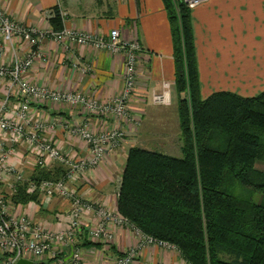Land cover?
<instances>
[{"label": "crops", "instance_id": "crops-1", "mask_svg": "<svg viewBox=\"0 0 264 264\" xmlns=\"http://www.w3.org/2000/svg\"><path fill=\"white\" fill-rule=\"evenodd\" d=\"M59 6L64 14L65 28L106 36L112 29H120L128 39H138L143 52L138 59V80L130 97L131 118L127 122V144L124 153H109L100 167L88 173L77 183L79 192L87 199L104 203L118 211V196L129 148L143 147L156 142L164 145L169 139L168 124L174 125L181 150L180 100L175 85L176 65L174 42L169 16L163 0H0V7L14 20L27 27L50 30L51 8ZM191 8L201 95L204 99L216 92L228 91L244 97L257 96L264 91V0H206ZM45 59H36L25 77L45 88L66 92H83L87 96L106 102L119 95L124 86L123 52L96 50L68 41L59 43L52 38L42 42ZM29 45L19 42L7 45L6 63L14 57L24 58ZM91 63L93 71L84 73L77 66ZM165 81L173 85L171 103L157 104L153 92H162ZM0 88V97L3 96ZM31 114L35 119L50 123L53 120L78 121L83 114L66 103L33 102ZM94 128L107 129L119 124L114 118L89 116ZM155 124L145 132L144 124ZM131 124H142L141 127ZM171 125V126H172ZM67 153L82 158L89 154L87 143L69 133L61 125L49 135ZM167 143V142H166ZM148 149L149 147H143ZM152 150V149H151ZM17 162L23 165L27 179L39 177V168L30 162L33 156L25 146L19 148ZM167 154V153H166ZM182 156V151H180ZM170 155V154H169ZM179 156V158H180ZM178 157V156H177ZM30 161V162H29ZM58 163L48 166L49 171ZM47 171V173L49 172ZM49 175V173H48ZM5 191L8 187L4 186ZM24 210L36 223L55 231L67 227L65 214L68 201L54 198L23 204ZM111 245L91 242L88 231L82 229L75 247L65 249L64 256L71 259L73 249H79L84 261L111 264L119 255L137 246L142 235L131 225L118 228ZM0 250V262L6 258ZM175 247L148 244L139 250L134 264H189ZM35 264H53L56 260L47 253Z\"/></svg>", "mask_w": 264, "mask_h": 264}, {"label": "trees", "instance_id": "trees-1", "mask_svg": "<svg viewBox=\"0 0 264 264\" xmlns=\"http://www.w3.org/2000/svg\"><path fill=\"white\" fill-rule=\"evenodd\" d=\"M163 3L174 42L182 156L129 148L118 211L189 264H264V169L256 167L264 163V91L253 97L220 91L204 99L191 8L184 0ZM50 13L49 26L63 30L60 7ZM48 173L30 180H58ZM29 181L11 202L39 201L26 189ZM237 186L261 193L262 201L237 195Z\"/></svg>", "mask_w": 264, "mask_h": 264}, {"label": "built area", "instance_id": "built-area-1", "mask_svg": "<svg viewBox=\"0 0 264 264\" xmlns=\"http://www.w3.org/2000/svg\"><path fill=\"white\" fill-rule=\"evenodd\" d=\"M184 1L194 7L206 0ZM47 37L59 43L68 41L96 50L123 52L125 69L122 92L115 98L102 102L89 98L83 92H66L31 83L25 76L36 59L46 58L42 42ZM15 42L29 45L27 55L24 58L15 56L14 62L6 63L4 58L7 45ZM141 46L138 39H128L118 28L110 30L106 36H98L66 28L54 31L27 27L6 15L0 7V88H3V96L0 97V250L8 254L0 264H16L20 258L40 261L47 253H51L56 260L53 264H99L97 261H84L79 249H73L71 259L64 256L65 249L75 247L82 229L88 231L91 241L102 245H111L118 228L126 225H131L137 234L142 235L137 246L118 256L111 264H134L139 250L148 244L158 243L173 247L142 233L119 211L112 210L104 203L87 199L76 187L86 174L93 173L100 167L112 147L127 137L128 132L122 127L95 129L89 116L112 117L119 124L130 120V97L138 80V59L143 52ZM75 67L88 74L93 71L89 62ZM162 84V92L154 91L152 97L157 104L169 105L173 85L170 81ZM40 101L74 106L83 114V119H56L50 123L41 118L35 119L31 114L32 104ZM59 125L88 144V157L80 158L76 154L67 153L48 138ZM21 146H25L27 152L33 156L32 162H29L35 167L44 168L52 163L64 166L65 173L60 179L30 180L26 189L30 194H38L47 202L54 198L68 201L70 208L65 214L67 227L49 230L22 211L23 203L11 202L10 197L17 192L19 184L26 181L23 165L20 161L17 162ZM4 186L8 187V191L3 190Z\"/></svg>", "mask_w": 264, "mask_h": 264}, {"label": "rangeland", "instance_id": "rangeland-1", "mask_svg": "<svg viewBox=\"0 0 264 264\" xmlns=\"http://www.w3.org/2000/svg\"><path fill=\"white\" fill-rule=\"evenodd\" d=\"M127 125L128 124H115V125H113L112 127H109V128H114V129L115 128H119V129H121V127H122L123 129H125L128 132V129H127L128 126ZM131 125H133V124H131ZM136 125L139 126V127H141L142 124H134L133 126L135 127ZM171 125L172 124H170V125L168 124V126H167V128H168L167 129V133H170L169 134V136H170L169 139L166 140L167 143L165 142V144L162 145V144H160V142H156V143L153 142V144H151V145L150 144L149 145H146L145 144V145H142V146L143 147H149L148 149H152V150H155V151H159V152H162V153H167V154H170V155L178 156L179 157L181 155L180 154V151H182V149L181 150L179 149L180 147H179V143H178V140H177L178 133H175L176 130L174 128V125H172V126ZM154 126H155L154 123L153 124H144V128H145L144 130H145V132L147 130H149L150 128H153ZM127 140L128 139H124L122 142H119L117 145H115L114 147H112L113 149L109 153L116 152V153L122 155V153H124V151H122V148H124L125 147V144L128 143ZM88 148H89V146H88ZM18 153L20 154L19 151H18ZM19 154L17 156H19ZM89 155H90V150H89V154L87 156H85V157H88ZM256 167H258L259 169H264V163L259 162ZM62 168L63 167H61L60 164L54 166L52 168V174L50 176L60 179L61 178V175H59V174H61ZM47 169H48V167L45 170L39 172V173H42L40 175L41 177H43L44 175L48 174L47 171H49V170H47ZM30 179H27L26 178V181H29ZM49 180H55V179L54 178L53 179L51 178ZM234 193H236L237 195H241L243 197H252L256 202H261L262 201V194L261 193L253 192L252 190L248 189L247 187L237 186ZM112 210H114V209H112ZM24 212H25V214L27 213L25 210H24ZM40 225L43 226L42 224H40ZM154 244H157L158 245V243H154ZM159 246H160V244H159ZM161 246H164L165 247L164 244L161 245Z\"/></svg>", "mask_w": 264, "mask_h": 264}, {"label": "water", "instance_id": "water-1", "mask_svg": "<svg viewBox=\"0 0 264 264\" xmlns=\"http://www.w3.org/2000/svg\"><path fill=\"white\" fill-rule=\"evenodd\" d=\"M16 264H35V262L27 258H20Z\"/></svg>", "mask_w": 264, "mask_h": 264}]
</instances>
